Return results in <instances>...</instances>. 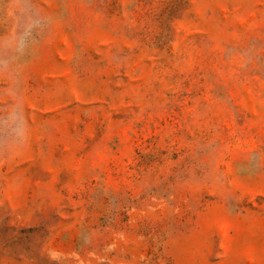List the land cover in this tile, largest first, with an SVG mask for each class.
Segmentation results:
<instances>
[{"label": "rangeland", "instance_id": "rangeland-1", "mask_svg": "<svg viewBox=\"0 0 264 264\" xmlns=\"http://www.w3.org/2000/svg\"><path fill=\"white\" fill-rule=\"evenodd\" d=\"M0 264H264V0H0Z\"/></svg>", "mask_w": 264, "mask_h": 264}, {"label": "clouds", "instance_id": "clouds-1", "mask_svg": "<svg viewBox=\"0 0 264 264\" xmlns=\"http://www.w3.org/2000/svg\"><path fill=\"white\" fill-rule=\"evenodd\" d=\"M34 24H26L21 27L19 34H14L8 41L3 42L2 47L7 50L9 53L6 58L0 59V65L4 66L7 63H10L15 57L19 54H22L32 37V28ZM14 109L9 112L8 116L0 121V130L6 134H11L14 131L13 123L15 121Z\"/></svg>", "mask_w": 264, "mask_h": 264}]
</instances>
